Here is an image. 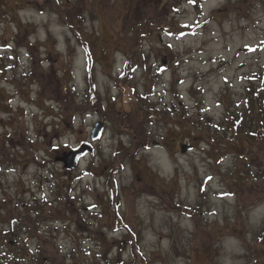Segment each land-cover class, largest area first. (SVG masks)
Returning a JSON list of instances; mask_svg holds the SVG:
<instances>
[{"label": "rangeland", "instance_id": "374dc122", "mask_svg": "<svg viewBox=\"0 0 264 264\" xmlns=\"http://www.w3.org/2000/svg\"><path fill=\"white\" fill-rule=\"evenodd\" d=\"M49 1L0 0V264H264V0H88L78 35Z\"/></svg>", "mask_w": 264, "mask_h": 264}, {"label": "trees", "instance_id": "16d2710c", "mask_svg": "<svg viewBox=\"0 0 264 264\" xmlns=\"http://www.w3.org/2000/svg\"><path fill=\"white\" fill-rule=\"evenodd\" d=\"M31 4H39L38 0H29ZM62 1V0H61ZM59 0H50L47 2V4L53 9L56 10L62 18L67 19L66 22L70 25V27L73 28L75 33L78 35L79 32L74 29V27L77 26L76 24V18L78 15L81 13V9L84 7L86 8L87 1L88 0H77V6L74 8L73 6H69L67 3H63ZM61 3V4H60ZM63 3V4H62ZM80 10V11H78ZM107 11L110 12V9L107 7ZM114 18V17H113ZM125 18L126 24L123 25L127 28L133 29L135 34H136V40H137V35L138 36H144L146 32H148L150 29H147V24H136L131 20V17L127 14L123 16ZM131 26V27H130ZM151 28V27H150ZM166 28V27H164ZM118 33L124 37L126 33V30L122 28L118 31ZM85 46L87 47L88 50V58H89V69H91V66L93 64V59H96V52L92 48L90 42L84 41ZM66 97V96H65ZM89 103L92 106V108L97 109L100 112H104L106 110H103L102 107V100L95 94V92L92 91L89 94ZM245 109H247L248 112H250L253 115V118L251 120L254 121L253 125L251 126V133L250 136L253 138H260L264 140V71L260 72V85H254L251 84L248 86V95L246 97V104H245ZM109 113L108 111H106ZM241 116V115H240ZM111 118L116 121V115L115 113L111 114ZM261 143L263 144L264 142ZM264 145V144H263ZM38 211L39 214H45L43 213V208L41 209H35ZM42 212V213H41ZM47 213V212H46ZM50 213V211L48 212ZM138 256V255H137Z\"/></svg>", "mask_w": 264, "mask_h": 264}, {"label": "water", "instance_id": "95a60500", "mask_svg": "<svg viewBox=\"0 0 264 264\" xmlns=\"http://www.w3.org/2000/svg\"><path fill=\"white\" fill-rule=\"evenodd\" d=\"M102 127H103L102 121H98L94 125L92 132H91V137L93 139H96L99 137ZM188 146H189L188 143L183 144V147H182L183 151L186 150ZM87 148L92 150V146L88 142L84 141L80 143L77 147H74L70 149L68 152L64 153V155L61 156L60 159L64 161V165L66 167H75L77 164L79 155L83 153Z\"/></svg>", "mask_w": 264, "mask_h": 264}]
</instances>
